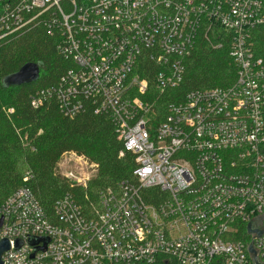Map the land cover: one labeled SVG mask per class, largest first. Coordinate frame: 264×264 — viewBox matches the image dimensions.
<instances>
[{
  "label": "built area",
  "instance_id": "1",
  "mask_svg": "<svg viewBox=\"0 0 264 264\" xmlns=\"http://www.w3.org/2000/svg\"><path fill=\"white\" fill-rule=\"evenodd\" d=\"M38 21L71 67L32 107L54 99L72 118L88 102L134 168L86 206L62 196L52 217L15 190L0 207L2 264H264V0H0V41ZM198 38L228 45L233 83L159 109L151 86H180ZM58 170L86 188L97 165L64 152Z\"/></svg>",
  "mask_w": 264,
  "mask_h": 264
},
{
  "label": "trees",
  "instance_id": "2",
  "mask_svg": "<svg viewBox=\"0 0 264 264\" xmlns=\"http://www.w3.org/2000/svg\"><path fill=\"white\" fill-rule=\"evenodd\" d=\"M264 55V26L254 33ZM59 38L38 21L0 41V207L15 190L28 187L49 217L59 198L72 195L82 206L95 202L100 191L116 189L131 178L133 157L117 139L112 121L94 114L88 102L74 117L65 116L54 99H45L37 108L31 103L41 91L55 86L71 63L58 52ZM27 63L39 67V78L32 83L4 87L3 80ZM140 77L152 85L156 67L142 64ZM236 68L228 55V45L212 49L198 38L186 61L183 82L175 89L152 97L162 110L181 102L192 90L226 88L235 79ZM124 155L119 157V152ZM64 152H75L97 165L95 176L86 188L75 186L62 177L58 163ZM26 179V180H25ZM87 197V199H85Z\"/></svg>",
  "mask_w": 264,
  "mask_h": 264
},
{
  "label": "water",
  "instance_id": "3",
  "mask_svg": "<svg viewBox=\"0 0 264 264\" xmlns=\"http://www.w3.org/2000/svg\"><path fill=\"white\" fill-rule=\"evenodd\" d=\"M39 67L36 64L33 63H27L25 65H23L16 73L11 74L9 76H7L4 80H3V86L4 87H10V86H20L23 84H28V83H32L35 82L38 78H39ZM0 225H1V221H0ZM248 232L251 233L252 231L248 228ZM257 235H261L262 231H256ZM43 241L46 242L48 240L43 239ZM38 242V240H32L30 242L31 245H34ZM20 243H16V247H19ZM9 250V242L7 239H0V264H2V260H1V256L3 255V253H5L6 251ZM41 251L45 250V246L41 249H38ZM37 248L35 249V251H38ZM251 252H253L252 247H250L249 249Z\"/></svg>",
  "mask_w": 264,
  "mask_h": 264
}]
</instances>
